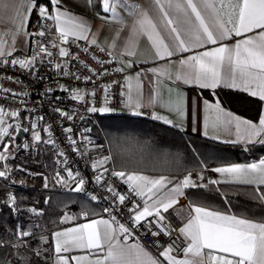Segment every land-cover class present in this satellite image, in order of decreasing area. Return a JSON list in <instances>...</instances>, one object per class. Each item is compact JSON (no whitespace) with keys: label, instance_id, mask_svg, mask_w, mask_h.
Masks as SVG:
<instances>
[{"label":"snow or ice","instance_id":"6c2138e0","mask_svg":"<svg viewBox=\"0 0 264 264\" xmlns=\"http://www.w3.org/2000/svg\"><path fill=\"white\" fill-rule=\"evenodd\" d=\"M88 2L91 3V0ZM51 4L55 14L49 13L47 7L41 5L39 6V15L43 19L54 21V26L62 43L67 42V37L70 34L77 36V38H88L86 35L88 26L84 21L67 12L60 11L57 7L60 0H51ZM101 4L104 12L115 13L116 0H101ZM153 4L161 14L160 22L167 36L158 30L157 23L149 16L148 12L142 9L136 14L137 22L132 31L137 35L147 34L148 39L153 40L157 57L161 59L164 56L171 57L175 51H191L192 48L202 47L206 43L217 44L219 41L229 38L233 33L241 36L252 32L254 29H264V0H153ZM6 7H11L14 10L13 22H18V26L23 27L28 16L21 13L15 0H0V11ZM33 7H35L34 0H29V13ZM131 7L135 8L136 6ZM21 16H23L22 19ZM37 34L45 35L43 31ZM166 40L168 42H165ZM91 42L94 44L95 40L93 39ZM56 46L53 44V47ZM39 52L45 53L47 49L40 46ZM5 54L4 41L0 40V57ZM47 54L51 55V53ZM59 54L64 57L68 55V52L61 47ZM35 59L36 57L33 56L31 59L13 60L11 63L13 65L19 64L21 68H31ZM180 63L187 66V71L178 75L177 79H183L185 83H195L202 88L212 89L221 84L230 88L242 87L243 91L249 92L250 95L264 101V31L238 41L233 47L221 45L189 56L187 59L181 60ZM56 67L59 68L60 65ZM64 90L67 91V89ZM105 92V105H107V87ZM72 98L82 100L83 96L79 90H74ZM128 103L133 104L131 96H129ZM134 106L139 107V101L134 102ZM205 106L206 108L210 107L207 101H205ZM216 108L222 112L219 102H217ZM89 110L100 113L111 111L107 106L99 109L92 107ZM175 110L178 114H183L180 108ZM7 115L9 113L0 108V143L8 135V127L4 126ZM10 115L17 117L18 113L13 111ZM62 115L67 114L62 113ZM224 115L231 116L230 113H224ZM153 118L164 119L165 123H171L166 118L155 114ZM233 122H235L238 140L252 142L255 138L264 136V112H262L258 123L240 120L238 117L223 121L225 125H231ZM205 123L207 126V121ZM65 131L70 132L71 129H65ZM34 138L40 140L39 134L35 133ZM72 143L75 144V141L73 140ZM7 148L8 145L4 144V151H0V160L7 159L5 155ZM104 162L98 161L93 167L102 166ZM215 171L230 174L241 183L264 185V160H261L259 164L233 165L217 168ZM7 175L8 170L6 168L0 170V178H6ZM113 175L124 177L126 174L114 172ZM68 177L71 180H76L71 172L68 173ZM100 179L101 177L97 176V180ZM57 182L67 183L62 177ZM127 182L131 184L137 195L150 194L148 200H151L168 181L166 177L152 179L132 173L127 174ZM83 183V179L76 181L75 190L80 191ZM212 183H216V181H212ZM188 186L196 187L197 185L192 182L190 177H185L181 184H178L171 192L162 193L161 197L153 200L151 204L145 200L143 208L137 205L131 209L134 212L133 222L140 224L146 221L149 224H159L160 221L164 220L161 209L166 212L173 207L177 203L174 194H180L181 188ZM45 187H47V183H45ZM124 199V196H119L121 202ZM261 199H264V194L261 195ZM8 203L15 205L14 195L9 194ZM192 212L195 215H190L185 226L179 229L190 241L185 248L186 256L190 253L199 256L204 249H208L210 251L202 257V264H264V223H255L247 219L223 215L202 207H194ZM148 217H155V219L148 220ZM98 224L107 226L109 222L106 220L92 221L65 232L55 233L54 237L66 236L68 232L79 233L72 242L75 247L79 248H102L103 242L107 241L108 250L104 261H107L108 264H159L157 260L152 259L138 246L121 245L116 240L114 231H105L102 236L99 228L93 227V225ZM119 228L123 233L129 232V229L124 225H120ZM89 229L90 231H84ZM152 234L158 235L159 233L153 232ZM20 235L27 236L29 233L21 232ZM69 250L68 241H65L63 245L59 241L56 242L55 252L58 255V264H68V258L59 254ZM170 253V248L161 253L169 261V264H188V261L176 260ZM72 259L80 264V261L87 259V257H73ZM104 261L96 260L90 264H104Z\"/></svg>","mask_w":264,"mask_h":264},{"label":"trees","instance_id":"16d2710c","mask_svg":"<svg viewBox=\"0 0 264 264\" xmlns=\"http://www.w3.org/2000/svg\"><path fill=\"white\" fill-rule=\"evenodd\" d=\"M49 3L35 0L34 12ZM95 6L99 9L97 1ZM197 90L243 116L260 117L263 102L259 98L226 88ZM91 122L92 153L125 174L182 176L264 157V142H223L147 116L95 113ZM17 141L20 146L14 148L15 154L0 160V170H8L7 177L0 178V264H54L52 247L44 238L64 226V214L94 217L103 213V207L76 191L74 182L68 187V175L60 173L58 150L44 134L35 147L24 138ZM61 176L67 183L57 182ZM187 192L214 208L264 222L263 185L210 182L206 187H189ZM9 194L15 196L14 206L8 203ZM21 232L29 235L21 236Z\"/></svg>","mask_w":264,"mask_h":264},{"label":"crops","instance_id":"0c3cea01","mask_svg":"<svg viewBox=\"0 0 264 264\" xmlns=\"http://www.w3.org/2000/svg\"><path fill=\"white\" fill-rule=\"evenodd\" d=\"M96 1L99 4V9L95 6ZM15 3L20 7L21 13L28 16V19L23 27H19L18 22H13L12 18L14 17V10L11 7H6L0 11V17H2V19H0V40L4 41L5 55L23 53L28 50L32 24L36 18L40 17L39 7L35 12V7L32 8L30 13L28 12L29 0H15ZM133 5L136 7H131ZM43 6L47 7L49 13L55 14L51 0L49 5L44 4ZM57 7L60 11L67 12L84 21L88 26L86 33L88 38L84 40L91 42L94 39L95 44L109 49L115 56L120 67L125 72L126 91L124 95V105L126 107L127 115L147 116L153 118L155 114L171 121V123H165L164 119H156L162 123L223 142L240 144L264 142V136L257 137L252 142L242 139L238 140L235 122L231 125H225L223 123V121L231 119L232 117H238L240 120H248L253 123H258L260 117L258 120H253L243 116L224 106L218 98H208L197 89L215 90L218 88H226L242 91L250 95L249 92L243 91L242 87L230 88L225 87L223 84L217 86L215 89L202 88L195 83H185L183 79H177L178 75H182L187 71V66L181 65V60H185L189 56L211 50L221 45L233 47L238 41H241L248 36H255L260 31H264V29H254L252 32L245 33L241 36H237L233 33L229 38L219 41L217 44L206 43L202 47L192 48L191 51H175L171 57L164 56V58L161 59L157 57L153 40H149L147 34L141 33L137 35L132 31L133 26L137 22L136 14L142 9L148 12L149 16L157 23L158 30H161L162 34L167 36V33L163 30L160 22L161 14L154 6L153 0H116L115 13L111 11L104 12L101 0H91V3H89L88 0H60V4ZM22 18L23 16H21V19ZM228 27H231V25H228ZM68 37L77 38V36L71 34ZM165 42L168 41L166 40ZM9 52L10 54H7ZM129 96H131L133 104L128 103ZM136 101H139V107L134 106V102ZM205 101L208 102L210 107L206 108ZM217 102H219V107L222 109V112L217 110ZM262 102L261 114L264 112V101ZM176 108H180L183 114H178L175 110ZM224 113H230L231 116H225ZM8 119L10 120L14 134L17 135L19 128L22 127V121L18 117H12L10 114L5 117V121ZM206 121L207 126L205 123ZM205 132H207V134H205ZM13 151L14 149L11 147L10 152L6 154V156H11ZM261 160H264V157L253 159L249 162L241 161L193 170L182 176L158 175L142 171H132L127 174L135 173L152 179H159L160 177L167 178L168 182L165 183L164 187L160 189L151 200H148L150 194L146 193L143 195L144 201L148 200L149 204H151L153 200L160 198L162 193L171 192L178 184H181L185 177H190L195 185L204 187L212 181H216L215 184L222 182L246 184L238 182L230 174L216 172L215 169L231 167L233 165L259 164ZM127 174L125 175L126 179ZM251 185L261 186V184ZM76 186L77 185L75 184L74 189H76ZM189 187L192 186L182 187L180 194H174L177 203L170 208L183 217L184 221L182 227L185 226L190 215H195V213L192 212L194 207H202L209 211L247 219L255 223H264L258 219L248 218L230 211L214 208L209 204L202 202L197 195H190L187 192ZM100 220H106L109 222V225L107 226L103 224L93 225L94 228H99L102 236L105 231H114L116 240L119 241L121 245H136L146 252L152 259L157 260L159 264H169V261L165 259L164 256L161 258L154 257L140 242L131 239L125 233L121 232L120 228L113 222L111 217L102 213L94 217L86 218L85 214L82 216H76L74 213L69 212L65 213L62 217V221L65 223L64 226L53 232L50 236L44 238V240L49 242L52 247V262L58 264V255L55 252L57 241L62 245L65 241L69 242L70 250L67 252L62 251L59 254L68 258V264H77L76 260L72 259L73 257H87V259L81 260L80 264H90V262L96 260L104 261L108 250L107 241L103 242L102 248H79L75 247L72 243L73 239L77 237L79 233L68 232L66 236L54 237L55 233L65 232L66 230L77 228L80 225ZM84 231H90V229ZM181 235L187 243H190L184 234L181 233ZM209 251L210 250L208 249H204L199 256L193 255L192 253L188 256H186L185 253L182 255L170 253V255L178 261H188V264H202V257L206 256ZM104 264H108V262L104 261Z\"/></svg>","mask_w":264,"mask_h":264},{"label":"built area","instance_id":"2783aa9c","mask_svg":"<svg viewBox=\"0 0 264 264\" xmlns=\"http://www.w3.org/2000/svg\"><path fill=\"white\" fill-rule=\"evenodd\" d=\"M40 31L45 35H38ZM53 44L57 46L53 47ZM40 46H44L47 52H39ZM61 47L67 50V56H60ZM33 56L36 59L31 68L11 63ZM74 90H79L82 100L72 98ZM125 91V72L109 49L72 37L62 43L54 21L41 17L32 24L27 51L0 57V108L8 113H18L17 117L23 122V138L35 147L34 134H44L58 150L61 175L71 172L76 177L75 182L83 179L81 191L85 196L99 203L103 214L111 217L118 227L124 225L128 228L129 232L125 234L140 242L154 257L161 258L167 248L175 255H182L188 246L179 231L183 217L173 209L166 212L161 209L164 220L159 224L146 221L135 224L131 209L137 205L143 208V195L133 191L125 176L113 175L119 170L106 163L93 167L102 160L92 153L91 117L100 112L89 109L107 106L111 109L107 112L109 114L127 115ZM97 176L101 179L97 180ZM121 195L125 197L123 202L119 200ZM153 219L155 217H148V220ZM153 232L159 234L153 235Z\"/></svg>","mask_w":264,"mask_h":264},{"label":"rangeland","instance_id":"374dc122","mask_svg":"<svg viewBox=\"0 0 264 264\" xmlns=\"http://www.w3.org/2000/svg\"><path fill=\"white\" fill-rule=\"evenodd\" d=\"M5 111V110H4ZM6 112V111H5ZM8 113V112H7ZM10 114V113H9ZM12 122H13V119H12ZM5 127H8V135L5 136L3 138V141L2 143H0V151H4L3 149V145L4 144H7L8 145V148H7V151L5 152V155L8 154L11 150V147L14 148H17L20 146L19 142L17 141L16 139V134H14V131L12 130L11 128V123H10V120L8 119L4 125ZM15 154V149L14 151L12 152L11 156ZM62 177V176H61ZM65 177V176H64ZM67 179H69V177L67 176ZM75 183L76 182L74 180H71L69 179V183H68V187L71 185V183Z\"/></svg>","mask_w":264,"mask_h":264},{"label":"water","instance_id":"95a60500","mask_svg":"<svg viewBox=\"0 0 264 264\" xmlns=\"http://www.w3.org/2000/svg\"><path fill=\"white\" fill-rule=\"evenodd\" d=\"M23 135H24V129L23 127L19 128L18 132H17V135H16V139L17 140H20L23 138Z\"/></svg>","mask_w":264,"mask_h":264}]
</instances>
